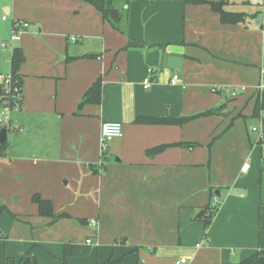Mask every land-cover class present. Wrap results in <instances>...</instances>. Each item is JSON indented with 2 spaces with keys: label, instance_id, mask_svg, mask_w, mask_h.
Wrapping results in <instances>:
<instances>
[{
  "label": "crops",
  "instance_id": "1",
  "mask_svg": "<svg viewBox=\"0 0 264 264\" xmlns=\"http://www.w3.org/2000/svg\"><path fill=\"white\" fill-rule=\"evenodd\" d=\"M224 1L248 14L245 22L222 23L208 4L131 0L121 32L81 0H0V72L12 73L15 48L25 56L22 107L11 112V126L0 108L8 143L0 154V264H20L27 254L33 264H175L180 257L240 264L264 253V143L238 117L209 149L234 116L252 114L264 82V0ZM14 20L30 26L11 41ZM170 55L182 58L181 68L167 66ZM98 78L101 103L80 108ZM223 103L226 114L182 125L135 122ZM105 121L122 122L124 131L104 155ZM177 142L197 144L149 153ZM100 162L96 174L89 165ZM210 188L219 204L206 228ZM37 193L69 216L40 215Z\"/></svg>",
  "mask_w": 264,
  "mask_h": 264
},
{
  "label": "trees",
  "instance_id": "2",
  "mask_svg": "<svg viewBox=\"0 0 264 264\" xmlns=\"http://www.w3.org/2000/svg\"><path fill=\"white\" fill-rule=\"evenodd\" d=\"M83 2L89 3L92 6L96 8L101 14L103 19L110 23V25L118 30L123 32L125 21L127 18V11L123 8V5H128L131 0H81ZM121 2L123 5L121 7L116 6V2ZM185 3H193V4H208L211 6V8L218 12L220 15V20L222 23L227 24H237L245 22L246 18L248 17V14L244 12H236L231 11L227 9V2L224 0L221 1H214V0H183ZM259 13H255L254 16H257ZM262 28L264 29V13H263V20H262ZM86 57L90 58H96L98 55H85ZM25 56L23 53V50L21 48H15L12 53V74L14 79L17 81V84L20 85L23 89V83H22V77L19 74V69L21 64L24 62ZM225 88H218L214 87L212 90L217 93H221ZM4 90L2 87H0V103L4 100ZM254 96L256 97L255 105L252 111V114L250 116L244 115L242 112H239L236 116H234L231 119V122L229 123L228 127L218 136H215L212 138V140L209 142V149L211 151V147L213 143L227 130H229L232 125L234 124V121L238 117H242L247 124L248 120H260L262 115L264 114V90L257 89L254 93ZM102 100V79L98 78L96 81L88 88V90L85 92L84 96L82 97V100L79 103V107H83L86 104H100ZM22 100H20V103L22 105ZM226 107V103H223L217 107H213L208 109L205 112L199 113L194 116H183L179 118H173V117H150L145 115H140L136 118V123H147V124H172V125H182L192 119H195L200 116H210V115H223ZM264 122V120H263ZM248 126V124H247ZM249 129V128H248ZM259 143H264V140H259ZM7 141L0 144V154H5V151L7 150ZM197 143H184V142H177L172 144H162L159 146H156L149 150V153H158L163 151L165 148L169 146H187V147H194ZM105 155V153H104ZM91 170L98 174L103 169L104 163L100 162L99 164H90L89 165ZM216 196V192L214 188H210V198L211 202L204 208L203 212V219L205 222L206 228H208L215 215L218 212V206L213 205V199ZM32 201L38 205L39 213L42 216H48L52 218V221H56L63 217H68L69 215L67 213H56L54 210V205L51 199L44 198L40 194H34L32 197ZM83 221V220H82ZM86 222V219H84ZM37 262L35 257L27 254L21 258L20 264H33ZM63 264H69L66 258L63 259ZM240 264H264V253H257L254 254L247 259L240 262Z\"/></svg>",
  "mask_w": 264,
  "mask_h": 264
},
{
  "label": "built area",
  "instance_id": "3",
  "mask_svg": "<svg viewBox=\"0 0 264 264\" xmlns=\"http://www.w3.org/2000/svg\"><path fill=\"white\" fill-rule=\"evenodd\" d=\"M6 19V16L3 17ZM30 26V23L25 20H14L12 25V33H11V41L18 40L20 38V34L22 31L28 29ZM75 40V38H73ZM3 45H7L6 43H3ZM152 70H150V73ZM180 80V75L178 73H174L171 78L172 84H177ZM152 84V78L151 76H148L144 79V87L148 88ZM0 87L4 90V100L0 103L1 108V114L2 119L5 120V124L7 126H11V112L14 110H20L22 105L20 103V100H22L23 96V89L20 85L17 84V81L14 79L13 74L7 73L4 74L0 72ZM258 89L264 90V82H262ZM240 89H232V92L235 94L239 92ZM264 114L259 120V124L253 126L251 129L253 132L257 133L259 140H264ZM123 124L120 121H105L102 124L101 127V135H100V144L103 151V154L107 151L109 143L116 139L123 136ZM249 168V164L246 163L242 171H247ZM219 204V197L215 196L213 199V205L218 206ZM90 224L93 226H97L98 220L96 218L90 219ZM88 243H93L92 239H87ZM175 264H189V259L187 257H180L175 261Z\"/></svg>",
  "mask_w": 264,
  "mask_h": 264
},
{
  "label": "water",
  "instance_id": "4",
  "mask_svg": "<svg viewBox=\"0 0 264 264\" xmlns=\"http://www.w3.org/2000/svg\"><path fill=\"white\" fill-rule=\"evenodd\" d=\"M182 58L174 55H170L167 58V66L170 68H181L182 67ZM7 136V128L3 127L0 129V143H4Z\"/></svg>",
  "mask_w": 264,
  "mask_h": 264
},
{
  "label": "rangeland",
  "instance_id": "5",
  "mask_svg": "<svg viewBox=\"0 0 264 264\" xmlns=\"http://www.w3.org/2000/svg\"><path fill=\"white\" fill-rule=\"evenodd\" d=\"M122 5H123V4H122L121 2H119V1L116 2V6H117V7H121ZM247 124H248L249 131H252L251 126H252L253 124L258 125V124H259V121H257V120H253V119H250V120H248Z\"/></svg>",
  "mask_w": 264,
  "mask_h": 264
}]
</instances>
